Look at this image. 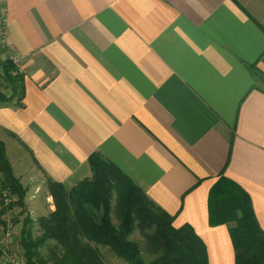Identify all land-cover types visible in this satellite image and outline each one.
<instances>
[{"label":"crops","instance_id":"1","mask_svg":"<svg viewBox=\"0 0 264 264\" xmlns=\"http://www.w3.org/2000/svg\"><path fill=\"white\" fill-rule=\"evenodd\" d=\"M2 11L6 47L23 56L22 98L0 104L14 175L26 157L23 175L69 189L97 153L190 227L208 264H234L232 225H208L207 197L223 172L264 232V0H0ZM42 211H54L47 191Z\"/></svg>","mask_w":264,"mask_h":264},{"label":"trees","instance_id":"2","mask_svg":"<svg viewBox=\"0 0 264 264\" xmlns=\"http://www.w3.org/2000/svg\"><path fill=\"white\" fill-rule=\"evenodd\" d=\"M3 69L10 96L0 92V104L20 100L21 75L10 63ZM87 165L91 176L69 189L46 180L54 211L32 219L26 190L14 177L0 142L1 189L17 197L9 207L19 209L17 216L22 217L15 222H20L19 257L25 264H105L100 249L127 264H208L206 248L192 229L174 228V216L155 207L115 165L97 153ZM207 212L209 226L232 225L228 232L234 264H264V232L250 198L223 172L208 193Z\"/></svg>","mask_w":264,"mask_h":264},{"label":"rangeland","instance_id":"3","mask_svg":"<svg viewBox=\"0 0 264 264\" xmlns=\"http://www.w3.org/2000/svg\"><path fill=\"white\" fill-rule=\"evenodd\" d=\"M10 152L11 151L9 150V154H10ZM8 162H9V160H8ZM15 163L16 162L14 161V165H15ZM9 164H10V162H9ZM28 164L31 165L30 160H29V158L25 157L23 167H19L15 171V175L19 178H17L14 175L13 170H12V173H13L14 177L17 180H19L22 187L26 190L25 198H24L25 203L26 204L33 203L32 204L33 206H30L32 208L34 207L33 209L31 208L33 210L32 214H30L29 209H27V210H28L31 218L36 219L40 215L43 214L42 203H43L44 194L46 193L47 190L45 187V183L41 177L39 178V176L23 175V171L28 166ZM10 166H11V164H10ZM15 167H16V165H15ZM11 168H12V166H11ZM0 181H1V178H0ZM4 195H9V192L1 189V183H0V210L1 211H2L1 208L3 207V201L2 200H3ZM15 199L17 200V197ZM9 206L3 207L4 212L2 213V215H0V240L2 241V242L0 241V264H6L5 263V254L6 253H4V249H5V245H6L5 244L6 241H4V234H5L6 226L12 225V227H13L12 228V234L9 237V241L13 244L19 243L20 222L16 223L15 220L18 218V216H20V215L17 216V213L20 210L17 208H14L13 206H11V207H9ZM21 219H22V217H19L18 221H21ZM33 231H34L35 237H38L39 235H38V231H37L36 226H34ZM133 239H138L137 235L135 237H133ZM147 260L148 259H146V261ZM118 262L120 264H127L121 260H118Z\"/></svg>","mask_w":264,"mask_h":264},{"label":"built area","instance_id":"4","mask_svg":"<svg viewBox=\"0 0 264 264\" xmlns=\"http://www.w3.org/2000/svg\"><path fill=\"white\" fill-rule=\"evenodd\" d=\"M7 18L5 12H0V92L5 93L10 91L7 82L4 79V65L10 63L16 73L21 75L23 56L15 50H10L6 47V28H7ZM16 197L11 195L3 196V207H8L10 204L16 201ZM19 213V212H18ZM17 213V214H18ZM12 225L6 226L4 241H6L4 253L6 264H25L24 261L20 259V248L18 243L13 244L9 241V237L12 234ZM1 241V240H0ZM2 242V241H1ZM9 253V254H8Z\"/></svg>","mask_w":264,"mask_h":264}]
</instances>
